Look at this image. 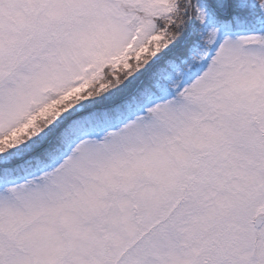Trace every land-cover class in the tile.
Returning <instances> with one entry per match:
<instances>
[{
  "label": "snow or ice",
  "instance_id": "1",
  "mask_svg": "<svg viewBox=\"0 0 264 264\" xmlns=\"http://www.w3.org/2000/svg\"><path fill=\"white\" fill-rule=\"evenodd\" d=\"M0 264H264V0H0Z\"/></svg>",
  "mask_w": 264,
  "mask_h": 264
}]
</instances>
